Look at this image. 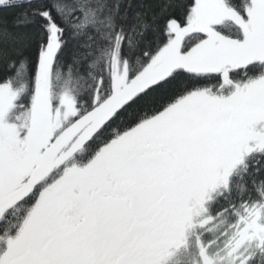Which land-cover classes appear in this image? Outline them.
<instances>
[{
	"label": "snow or ice",
	"instance_id": "6c2138e0",
	"mask_svg": "<svg viewBox=\"0 0 264 264\" xmlns=\"http://www.w3.org/2000/svg\"><path fill=\"white\" fill-rule=\"evenodd\" d=\"M0 13V264H264V0Z\"/></svg>",
	"mask_w": 264,
	"mask_h": 264
},
{
	"label": "trees",
	"instance_id": "16d2710c",
	"mask_svg": "<svg viewBox=\"0 0 264 264\" xmlns=\"http://www.w3.org/2000/svg\"><path fill=\"white\" fill-rule=\"evenodd\" d=\"M0 19H3V14H2V13H0ZM7 19H8L9 22H11L12 19H13V15H12V14H9V15L7 16Z\"/></svg>",
	"mask_w": 264,
	"mask_h": 264
}]
</instances>
